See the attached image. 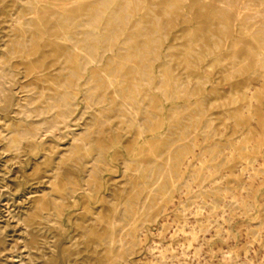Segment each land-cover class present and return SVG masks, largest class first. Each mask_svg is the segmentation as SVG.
<instances>
[{"label":"rangeland","instance_id":"374dc122","mask_svg":"<svg viewBox=\"0 0 264 264\" xmlns=\"http://www.w3.org/2000/svg\"><path fill=\"white\" fill-rule=\"evenodd\" d=\"M41 1L46 12L0 0L10 264H264V0H75L65 10L55 4L73 0ZM68 37L101 63L70 53ZM39 221L27 236L24 225ZM121 226L136 233L133 249ZM121 239L126 260L112 261Z\"/></svg>","mask_w":264,"mask_h":264},{"label":"bare ground","instance_id":"6f19581e","mask_svg":"<svg viewBox=\"0 0 264 264\" xmlns=\"http://www.w3.org/2000/svg\"><path fill=\"white\" fill-rule=\"evenodd\" d=\"M19 1H22V0H19ZM139 1V0H138ZM201 1H203V2H207L206 0H201ZM73 2L75 3V0H73V1H70V2H66V3H64V2H59V3H57V4H55V7H57L58 9H61V10H65L66 9V7L68 6V5H70L71 3L73 4ZM79 2H81V0L79 1ZM185 2V1H184ZM44 3L41 1V0H34V5H37V6H39V7H42L43 9V11L44 12H46L47 11V8L43 5ZM72 4L70 5V6H72ZM76 4V3H75ZM99 4V3H98ZM212 4V3H211ZM17 5H19V4H17ZM15 6V5H14ZM26 6V5H25ZM29 6H31V5H29ZM28 7V6H27ZM54 7V8H55ZM221 10H223V8H220ZM25 10H26V8H25ZM184 10V9H183ZM36 11V10H35ZM36 13V12H35ZM58 14V13H57ZM169 15V14H168ZM33 16H36L37 17V15H33ZM32 16V17H33ZM31 17V18H32ZM25 18H27V17H25ZM28 18H30V17H28ZM240 18V17H239ZM68 20V19H67ZM83 20V19H82ZM10 21V20H9ZM13 21V20H12ZM28 21V20H27ZM11 22V21H10ZM14 22H16V21H14ZM21 22V21H20ZM17 23V22H16ZM72 23V22H71ZM13 24V23H12ZM26 24V23H25ZM20 28H23L24 27V24L23 23H18L17 24ZM16 25V26H17ZM64 25V24H63ZM63 25H61V27L63 26ZM84 25V24H83ZM18 27V28H19ZM27 27V26H26ZM84 27V26H83ZM91 27V26H90ZM235 28V27H234ZM12 29V28H11ZM21 30V29H20ZM253 30V29H252ZM71 35V34H70ZM72 37V36H71ZM71 37H68L66 40H65V46L67 47V49L69 50V52L70 53H72V54H74L75 55V52H76V54H77V56L79 57V58H82V59H84L86 62H87V64H93V63H101V60H100V58H98V54H97V52L96 53H94V54H91L90 53V51L87 49V48H85L84 46L85 45H81V43H77V44H75V42H74V40H72V38ZM60 38V37H59ZM77 40V39H76ZM109 47V46H108ZM95 51H97V46H96V49H95ZM259 55V54H258ZM261 55V54H260ZM259 57V56H258ZM115 60V59H114ZM261 67V66H260ZM262 68V67H261ZM264 68V67H263ZM68 69V68H67ZM102 74V73H101ZM105 78H106V80H107V82H108V84H109V86L110 87H113L114 89L117 87V86H120L121 85V82H120V80L117 78V77H112V76H110L109 74L107 75V74H105ZM1 79V78H0ZM263 82V81H262ZM264 83V82H263ZM256 86V85H255ZM68 88H70V87H67L66 86V89H68ZM4 89V88H3ZM66 89H64L63 91H66ZM62 91V90H61ZM72 92V91H71ZM122 92V91H121ZM113 93H114V91H113ZM248 93H250V92H248ZM114 94H116L117 95V97H119L118 96V94H117V92H115ZM115 96V95H114ZM251 98V97H250ZM248 99V98H247ZM118 100H121L122 102H123V104H125L126 106H128V107H131V109L132 110H134L135 111V109L129 104V102H128V98L126 97V95L124 96V97H121L120 99H118ZM6 101V100H5ZM250 104V103H249ZM69 105H71V103L69 102V100L68 99H66L65 100V105H64V102H63V107H66V109H69ZM59 107H61V104L60 105H58ZM250 107V106H249ZM34 108V107H33ZM65 109V108H64ZM129 109V108H128ZM130 109V110H131ZM14 110V109H13ZM22 110V109H21ZM35 110V109H34ZM136 112V111H135ZM242 112V111H241ZM251 112V111H250ZM30 113V112H29ZM33 113V112H32ZM38 113V112H37ZM249 113V112H248ZM41 114V113H40ZM241 114V113H240ZM39 114H37V116H38ZM21 116V115H20ZM36 116V117H37ZM64 116V115H63ZM55 117H56V115H55ZM30 118V117H29ZM63 118V117H62ZM136 118V117H135ZM252 118V117H251ZM59 121H58V120ZM57 121H58V123L59 124H63V126H67V121L65 120V119H59L58 117H57ZM35 122H37V121H35ZM42 124V123H41ZM45 124V123H44ZM56 124V123H55ZM42 126H43V124H42ZM55 127H56V125H54ZM35 127V126H34ZM249 127V126H248ZM36 129H37V127H35ZM34 128V129H35ZM52 128H50V130H51ZM17 131V130H16ZM10 132V131H9ZM248 133H249V131H248ZM68 134V133H67ZM42 138V137H41ZM23 142V141H22ZM246 142V141H245ZM14 145V144H13ZM11 146V145H10ZM237 146V145H236ZM252 146V145H251ZM248 147V146H247ZM247 150V149H246ZM229 153V152H228ZM3 155V154H2ZM7 156V155H6ZM192 158V157H191ZM226 158V157H225ZM202 159V158H201ZM163 164H165V163H163ZM244 164V163H243ZM259 166V165H258ZM140 167H143V165L142 166H140ZM166 167H167V165H166ZM262 167V166H261ZM143 169V168H142ZM193 171V170H192ZM194 172V171H193ZM179 175V174H178ZM243 176V175H242ZM152 182V184H151V186L148 188V195L149 196H152V195H154V191H155V189H156V187L159 185V182H158V180H156V181H151ZM179 182V181H178ZM187 182V181H186ZM218 182V181H217ZM245 185V184H244ZM41 187V186H40ZM46 187V186H45ZM224 187V186H223ZM33 189V188H32ZM36 189V188H35ZM52 189V188H51ZM186 189V188H185ZM25 190V189H24ZM11 191V190H10ZM22 191H23V189H22ZM174 191V190H173ZM207 191V190H206ZM183 192V191H182ZM19 193V192H18ZM17 193V194H18ZM26 193V192H25ZM49 194V193H48ZM166 194V193H165ZM23 195V194H22ZM50 195V194H49ZM48 195V196H49ZM11 196V195H10ZM128 197H130V196H128ZM8 200V199H7ZM6 200V201H7ZM202 200V199H201ZM3 201V200H2ZM174 201V200H173ZM21 202V201H20ZM123 198H122V200H121V203H119V205L117 206V207H115V209H114V214L111 216V228H112V230H113V232H112V235H114V232H115V230H116V222H117V220H118V211H121V210H123V208L126 206V204H123ZM13 203V202H12ZM70 203V202H69ZM208 203V202H207ZM9 204V203H8ZM29 204V203H28ZM125 205V206H124ZM9 206V205H8ZM171 206V205H170ZM174 206V205H173ZM4 208V207H3ZM7 209V208H6ZM15 209V208H14ZM13 209V210H14ZM183 209V208H182ZM195 209V208H194ZM11 211V210H10ZM72 211H73V209H72ZM198 211V210H197ZM203 211V210H202ZM201 211V212H202ZM226 211V210H225ZM9 212V211H8ZM12 212V211H11ZM124 212H126L127 214H129L130 216H132V223H130V227L131 226H135V225H137V223H136V220H135V215H136V213L135 212H133L132 210H130V211H127V209H125L124 210ZM200 212V211H199ZM42 213H43V211H42ZM71 213V212H70ZM9 214V213H8ZM147 215H149V214H147ZM167 215V214H166ZM44 216V215H43ZM157 216V215H156ZM11 217V216H10ZM21 217V216H20ZM47 217V216H46ZM169 217V216H168ZM161 218V217H160ZM202 218V217H201ZM19 219V218H18ZM46 219V218H45ZM165 219V218H164ZM207 219V218H206ZM14 220V219H13ZM186 220V219H185ZM22 221V220H21ZM119 221H121V220H119ZM259 221V220H258ZM264 221V220H263ZM20 222V221H19ZM51 222V221H50ZM145 222V221H144ZM186 222H188V221H186ZM185 222V223H186ZM203 222V221H202ZM142 223V222H141ZM184 223V222H183ZM23 224V223H22ZM36 225L35 226H33L32 228L28 225V224H26V225H24L25 226V228H23V230L26 232V235L27 236H31L33 233H35L34 232V230L36 229H40V227H41V223H40V221L39 222H37V223H35ZM56 224V223H55ZM182 225H184V224H182ZM23 226V227H24ZM58 226V225H57ZM56 226V227H57ZM159 226V225H158ZM161 226V225H160ZM187 226V225H186ZM166 226H164V228H165ZM180 227V226H179ZM178 227V228H179ZM182 227V226H181ZM185 227V226H184ZM195 227V226H194ZM193 226L191 227L192 228V231H189L190 232V236L188 237V240L190 241V242H188L189 243V245L190 246H192V244H193V242H196L198 239H199V234H201V232L200 231H202V229H203V225L202 224H198V226L196 227V228H194ZM136 229H137V227H135ZM139 228H140V225H139ZM178 228H177V231H179L178 230ZM11 229H13L12 227H11V222H10V218L8 217V216H6L5 215V213L3 212V211H1V208H0V239H2L3 240V246H4V248L3 249H1L0 250V257H5V259L3 258L2 260H3V262H7V264H10V262H13V259H14V256H12L11 255V253L13 252V250H15V246H16V238H14L15 236H12L10 233H12L11 232ZM42 229V228H41ZM182 229H183V227H182ZM205 229V228H204ZM93 230L95 231V228H93ZM121 230H124V231H126V236H128L129 238L127 239V241H126V244L131 248V249H133V247L134 246H136L137 245V237H136V233L134 232V233H131V232H129V231H127L126 230V227L125 226H121ZM140 230H142L143 231V227L142 228H140ZM155 230V229H154ZM162 230H164L162 227H161V231ZM186 230V229H185ZM197 230H199V231H197ZM216 230V229H215ZM152 231V230H151ZM165 232H166V228H165V230H164ZM180 231H181V229H180ZM206 231V230H205ZM95 232H99V231H95ZM163 232V231H162ZM170 232H172V231H170L169 230V233ZM181 232H185V231H181ZM198 232H199V234H198ZM139 233V232H138ZM142 233V232H141ZM186 233V232H185ZM121 234H122V232H121ZM177 234H179V233H177ZM187 234H189V233H187ZM68 235V234H67ZM66 235V237H68ZM140 235H142V234H140ZM143 235H144V233H143ZM159 236H160V234H158ZM165 235V234H164ZM174 235V237H175V233L173 234ZM172 235V236H173ZM52 236V235H51ZM162 236V235H161ZM166 236V235H165ZM168 236V235H167ZM177 236V235H176ZM184 236V235H183ZM188 236V235H187ZM203 236V235H202ZM120 237V236H119ZM140 237V236H139ZM201 237V236H200ZM111 238V237H110ZM141 238V237H140ZM170 238L171 239H174V238H172L171 236H170ZM198 238V239H197ZM11 239V240H10ZM14 239V240H13ZM37 237L34 235L33 236V238H31V243H34V244H36V242H37ZM248 239V238H247ZM25 240V239H24ZM120 240V239H119ZM142 240V239H141ZM165 240V239H164ZM187 240V239H186ZM205 240V239H204ZM68 241V240H67ZM91 241V240H90ZM103 241V240H102ZM168 241V240H167ZM27 242V241H26ZM60 242H62V241H60ZM85 242V241H84ZM112 242H114V238L112 239ZM23 243V242H22ZM95 242H93V244H94ZM143 243H144V240H142V241H139V246L140 247H142L143 246ZM153 243H155V242H153ZM169 243V242H168ZM187 243V244H188ZM195 244V243H194ZM44 245V244H43ZM156 245H159V244H156ZM171 245V244H170ZM183 246H184V244H182ZM188 245V246H189ZM198 245V244H197ZM199 245H200V243H199ZM25 246V245H24ZM155 246V245H154ZM162 246V245H161ZM168 246V245H167ZM172 246V245H171ZM188 246H186V248L188 247ZM189 246V248H192V247H190ZM26 247H29V246H26ZM120 248H119V250H118V254H116V255H114L112 258H111V260L112 261H114V260H116V259H118V260H126L125 259V257H124V254L126 253V249H125V246H124V243H123V239H121V242H120V246H119ZM185 247V246H184ZM75 248V247H74ZM155 248H157L156 246H155ZM162 248H164V246L163 247H161V249ZM166 248V247H165ZM169 248V247H168ZM174 248V247H173ZM183 248V247H182ZM188 248V249H189ZM195 248V247H194ZM147 249V248H146ZM158 249V251L160 250L159 249V247L157 248ZM156 249V250H157ZM142 250V249H141ZM182 250V249H181ZM183 250H184V248H183ZM186 250V249H185ZM197 250H198V248H197ZM196 250V251H197ZM200 250V249H199ZM187 251V250H186ZM190 250H188L187 252H189ZM201 251V250H200ZM191 252V251H190ZM25 253V252H24ZM165 253H166V251H165ZM168 253V252H167ZM183 254H186V253H184V252H182ZM32 254V253H31ZM58 254V253H57ZM162 254V253H161ZM179 254H181V253H179ZM194 254V253H193ZM197 254V253H196ZM159 255H160V253H159ZM158 255V256H159ZM152 256V255H151ZM160 256H162V255H160ZM166 256H167V254H166ZM197 256V255H196ZM202 256V255H201ZM27 257V256H26ZM58 257H60L59 255H58ZM163 257V256H162ZM178 257V256H177ZM177 257H176V259H177ZM182 257V256H181ZM186 256H184V258H185ZM198 257V256H197ZM30 258H32V257H30ZM157 258V257H156ZM170 258V257H169ZM171 258H173V256L171 257ZM1 259V258H0ZM146 259V258H145ZM159 259V258H158ZM162 259H164V258H162ZM166 259V258H165ZM174 259H175V257H174ZM18 260V259H17ZM148 260V259H147ZM167 261L169 260V259H166ZM171 260V259H170ZM173 260V259H172ZM36 261V260H35ZM143 261V260H142ZM146 261V260H145ZM155 260H153V262H154ZM163 261V260H162ZM176 261V260H175ZM19 262H21V261H19ZM22 262H24V261H22ZM62 262V261H61ZM140 262V261H139ZM173 262V261H172ZM1 263V262H0ZM141 263V262H140ZM150 263H152V262H149V264ZM164 263V262H163ZM14 264V263H13ZM22 264V263H21ZM62 264V263H61ZM108 264V263H107ZM136 264H138V263H136ZM147 264V263H146ZM173 264V263H172ZM179 264V263H178ZM182 264V263H181Z\"/></svg>","mask_w":264,"mask_h":264}]
</instances>
